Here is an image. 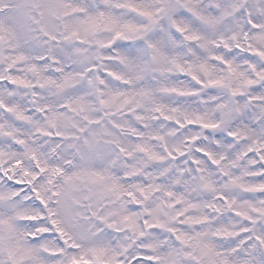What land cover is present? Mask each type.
Returning <instances> with one entry per match:
<instances>
[{
    "label": "snow or ice",
    "instance_id": "1",
    "mask_svg": "<svg viewBox=\"0 0 264 264\" xmlns=\"http://www.w3.org/2000/svg\"><path fill=\"white\" fill-rule=\"evenodd\" d=\"M0 264H264V0H0Z\"/></svg>",
    "mask_w": 264,
    "mask_h": 264
}]
</instances>
